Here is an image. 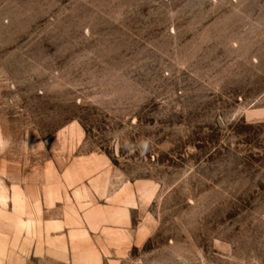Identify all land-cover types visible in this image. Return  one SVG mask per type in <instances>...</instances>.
Listing matches in <instances>:
<instances>
[{"label": "rangeland", "instance_id": "rangeland-1", "mask_svg": "<svg viewBox=\"0 0 264 264\" xmlns=\"http://www.w3.org/2000/svg\"><path fill=\"white\" fill-rule=\"evenodd\" d=\"M0 136L2 204L64 153L150 193L124 264H264V0H0Z\"/></svg>", "mask_w": 264, "mask_h": 264}, {"label": "crops", "instance_id": "crops-1", "mask_svg": "<svg viewBox=\"0 0 264 264\" xmlns=\"http://www.w3.org/2000/svg\"><path fill=\"white\" fill-rule=\"evenodd\" d=\"M57 155L39 184L14 186L0 203V264H124L152 236L150 193L105 155Z\"/></svg>", "mask_w": 264, "mask_h": 264}, {"label": "clouds", "instance_id": "clouds-1", "mask_svg": "<svg viewBox=\"0 0 264 264\" xmlns=\"http://www.w3.org/2000/svg\"><path fill=\"white\" fill-rule=\"evenodd\" d=\"M10 146V141L0 136V151L6 150Z\"/></svg>", "mask_w": 264, "mask_h": 264}]
</instances>
